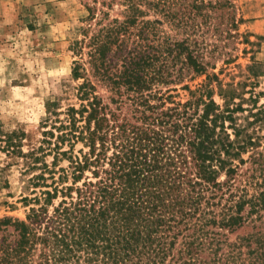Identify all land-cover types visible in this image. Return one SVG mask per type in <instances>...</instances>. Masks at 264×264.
Here are the masks:
<instances>
[{"label":"trees","instance_id":"obj_1","mask_svg":"<svg viewBox=\"0 0 264 264\" xmlns=\"http://www.w3.org/2000/svg\"><path fill=\"white\" fill-rule=\"evenodd\" d=\"M85 5L73 44L78 105L51 101L27 152L7 135L33 173L25 218H0V264H264V151L250 155L258 189L238 178L262 142L250 126L264 107L250 97L244 124L237 87L218 82L220 104L217 74L202 88L186 82L237 39L232 0Z\"/></svg>","mask_w":264,"mask_h":264},{"label":"rangeland","instance_id":"obj_2","mask_svg":"<svg viewBox=\"0 0 264 264\" xmlns=\"http://www.w3.org/2000/svg\"><path fill=\"white\" fill-rule=\"evenodd\" d=\"M232 2L237 17V39L226 45L216 58H208L215 63L214 68L209 67L204 74L189 75L186 82L192 90L202 88L208 75L217 74L219 79L212 78V88L220 104L224 100L218 94V82L225 87H237V93L246 98L242 101L245 110L237 115L239 122L246 124L253 103L250 97L257 100L258 107H264V0ZM119 10L116 6L115 11ZM87 16L85 0H0V218H25L30 206L24 204L22 195L30 190L25 188L24 181L33 173L26 170V159L11 151L14 147L7 144V135L13 132L14 138L22 141L21 149L27 152L43 137L42 125L51 101L59 99L63 108L79 103L75 87L80 80L72 73L74 61L79 57L73 44L81 39ZM229 57L232 60L226 62ZM176 87L178 99L188 98V90L180 84ZM236 101L240 102V98ZM250 129L262 142L244 155L246 162L240 165L242 175L238 178L243 183L247 180L252 193L258 189L255 183L261 171L255 170L258 164L250 155L253 151H264V122H256ZM67 164L62 162L64 166ZM249 230L242 228L230 234V238Z\"/></svg>","mask_w":264,"mask_h":264}]
</instances>
